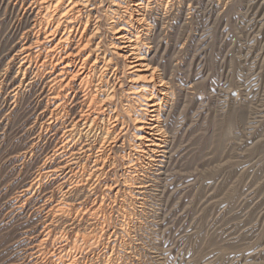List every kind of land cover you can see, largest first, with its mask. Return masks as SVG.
I'll return each instance as SVG.
<instances>
[{
    "label": "rangeland",
    "instance_id": "374dc122",
    "mask_svg": "<svg viewBox=\"0 0 264 264\" xmlns=\"http://www.w3.org/2000/svg\"><path fill=\"white\" fill-rule=\"evenodd\" d=\"M21 1L0 0V264H264V0L149 1L141 52L164 83L168 152H133L140 132L123 113V81L113 101L124 134L101 172L87 164L84 182L76 165L70 182L47 174L60 162L55 140L37 138L46 90L22 61L34 13ZM90 4L92 44L110 60L107 78H120L107 0ZM141 105L129 109L137 123Z\"/></svg>",
    "mask_w": 264,
    "mask_h": 264
},
{
    "label": "bare ground",
    "instance_id": "6f19581e",
    "mask_svg": "<svg viewBox=\"0 0 264 264\" xmlns=\"http://www.w3.org/2000/svg\"><path fill=\"white\" fill-rule=\"evenodd\" d=\"M24 1L29 3L27 16L34 13V17L27 31V41L21 45L24 54L22 61L29 60L32 79L38 81L33 88H38L41 83V89L46 90L39 92L46 99V103L44 111L38 115L37 138L44 135L48 140H55V150L52 146L54 151L50 158L54 163L60 162L56 168L47 170V174L55 173L56 177L61 176L60 180L63 178L64 181H69L77 173H74V167L69 166L76 165L75 168L80 171V181L84 182L85 176L82 173L87 164H92L93 170L89 173L93 175L103 170L108 163L111 146L124 134L122 126L125 120L120 117L118 105H114L113 101L115 88L118 85L120 88L123 81L130 85L126 84V95L123 93L125 98L122 96L126 102L122 110L125 117L135 125L134 129L140 132L130 144L133 152L146 155L162 153L164 156L168 151H165L166 141L159 122V110L166 98V91L161 79L154 81V69L151 70L145 62V54L148 53L141 52L146 44L143 45L140 37H147L150 32L147 21L150 0H107L108 6L103 12L109 18L110 26L112 24L109 29L113 32L114 41L110 45L117 51L116 54L127 70L126 75L123 73L119 76L121 79L115 74L116 69L111 70V77L107 78L105 73L110 60L106 61L104 54L98 53L100 42L92 44L98 30V20L93 12L98 8L90 4V0H22L21 3ZM74 14L80 15L81 20L76 22ZM115 19L125 26H113ZM92 23L94 25L91 26ZM74 83H77V92L73 88ZM134 102L143 103L141 106L144 107L139 111L145 115V119L138 123L129 116V109ZM82 155L85 161L78 164L79 156ZM128 164L127 169H134L135 172L136 165L131 160ZM67 170L72 175L65 180ZM86 178L88 181L92 176ZM134 182L135 180L128 181L126 178L124 181L130 187L135 185Z\"/></svg>",
    "mask_w": 264,
    "mask_h": 264
}]
</instances>
